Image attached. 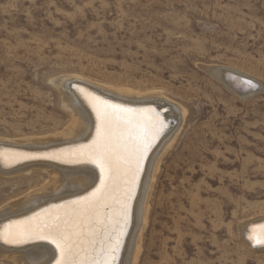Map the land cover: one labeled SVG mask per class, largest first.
<instances>
[{
    "label": "rangeland",
    "instance_id": "374dc122",
    "mask_svg": "<svg viewBox=\"0 0 264 264\" xmlns=\"http://www.w3.org/2000/svg\"><path fill=\"white\" fill-rule=\"evenodd\" d=\"M216 66L264 86V0H0V140L71 124L62 76L157 92L185 117L152 184L138 264H264L239 232L264 217V87L241 99ZM33 171L0 173V209L43 185Z\"/></svg>",
    "mask_w": 264,
    "mask_h": 264
},
{
    "label": "bare ground",
    "instance_id": "6f19581e",
    "mask_svg": "<svg viewBox=\"0 0 264 264\" xmlns=\"http://www.w3.org/2000/svg\"><path fill=\"white\" fill-rule=\"evenodd\" d=\"M208 71L229 92L238 95L241 99L252 96L254 92L264 87L257 80L229 69L216 66ZM62 77L56 85L62 91L64 99L62 101L66 107L64 109L68 108L72 113L71 124L62 133H55L56 135L51 137L38 139L28 137L25 140L17 139L18 141L16 139L4 141L7 139L2 138L0 140L1 174L11 175L38 170L47 175L40 188L30 191L24 197L22 196V199H17L18 201L8 202L1 207L0 230H4L6 226L14 222H27L34 228H42L48 218L70 216L71 202L88 196L101 186L102 176L106 177V172L102 174L98 163L84 155L87 147L96 137L97 116L90 103L91 97H98L102 101L123 105L137 111L151 109L153 115L159 114L163 127L146 146L147 150L140 163V171L132 187L131 199L128 201V223L126 227H123L120 247L115 258V264H138L144 249V234L151 214L149 199L152 184L159 173L161 156L173 144L180 125L178 121L183 122L185 110L183 108L179 110L176 104H172L174 102H169L170 100L164 99V96L157 92L139 93L124 88L95 84L84 78ZM126 180L130 182L131 177L121 174L114 182L107 201L112 206L109 211L120 208L121 198L126 192ZM239 228L240 237L245 244L253 249L264 250V248L258 249L253 246L257 244L264 247V243L255 239L257 236L264 235V217L247 221ZM0 256L9 257L16 264H56V261L61 259L60 251L55 243L51 239L39 237L20 244L0 241Z\"/></svg>",
    "mask_w": 264,
    "mask_h": 264
},
{
    "label": "snow or ice",
    "instance_id": "6c2138e0",
    "mask_svg": "<svg viewBox=\"0 0 264 264\" xmlns=\"http://www.w3.org/2000/svg\"><path fill=\"white\" fill-rule=\"evenodd\" d=\"M90 103L97 116L96 137L84 155L98 163L102 174L106 172L101 186L71 202L70 216L48 218L42 228H34L27 222H14L0 230V241L20 244L37 237L51 239L61 254L56 264H115L123 227L128 223V201L135 177L146 146L159 134L163 123L159 114L153 115L151 109L137 111L98 97H91ZM121 174L130 176L131 181L125 182L126 192L120 208L109 211L112 206L107 201ZM255 239L264 243V235Z\"/></svg>",
    "mask_w": 264,
    "mask_h": 264
},
{
    "label": "water",
    "instance_id": "95a60500",
    "mask_svg": "<svg viewBox=\"0 0 264 264\" xmlns=\"http://www.w3.org/2000/svg\"><path fill=\"white\" fill-rule=\"evenodd\" d=\"M253 246H254L255 248H258V249L264 248V247H261V246H259V245H257V244H253Z\"/></svg>",
    "mask_w": 264,
    "mask_h": 264
}]
</instances>
